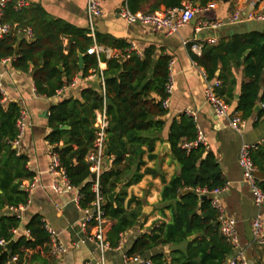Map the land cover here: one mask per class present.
<instances>
[{
	"label": "trees",
	"instance_id": "16d2710c",
	"mask_svg": "<svg viewBox=\"0 0 264 264\" xmlns=\"http://www.w3.org/2000/svg\"><path fill=\"white\" fill-rule=\"evenodd\" d=\"M182 1L127 0L126 4L133 12H153L161 6L179 7ZM192 1L204 6L210 0ZM0 22L10 25L8 33L0 38V59L13 57L12 66L24 72L31 67L35 92L41 96L52 97L75 75L84 78L93 71L99 72L96 55L87 53L94 43L114 51L111 56H104L106 66L100 71L104 77L108 120L105 156L112 160L111 167L99 175L98 192L104 215L112 221L106 233L110 246L115 247L121 234L144 216L141 201L135 195L127 198L126 188L150 174L159 176L163 183L159 212L165 218L167 211L169 219L153 220L134 238L126 255L149 260L143 264H225L232 246L220 233L218 210L211 204L210 194L198 191L223 186L221 169L215 154L205 145L198 144L189 151L180 146L181 142L196 138L192 116L181 113L169 124L166 140L171 160L177 161L170 178L166 180L163 171L146 165L147 160L158 157L155 142L167 113L162 100L167 96L165 84L171 57L164 49L150 44L141 55L129 53V43L124 40L97 31L92 39L87 35L88 29L51 16L37 3L17 7V0L7 1L1 8ZM24 28L31 29V39L23 36ZM191 58L204 70L207 79L221 80L217 92L227 103L234 98L231 87L234 79L225 69L241 67L235 111L242 118H248L256 104H264V32L252 30L220 37L215 43L204 41L200 55L191 53ZM102 102L100 90L85 86L78 97L63 98L51 105L46 115L50 130L45 139L57 153L69 183L78 189L81 208L95 199L85 156L94 140V111L102 107ZM85 105L92 110V119L87 117ZM20 111L17 102L9 101L6 105L0 102V239L14 240L10 256L0 245V264H6L14 256L16 259L10 264H53L56 258L51 254L50 236L42 216L34 213L24 222L14 214L2 212L27 202L28 193L21 189V184L34 177L27 168V156L17 153L11 144L17 134ZM257 114L264 115V106ZM250 156L263 175L264 146L252 149ZM257 184L264 192V180H257ZM117 187L120 188L114 203H110L107 197ZM20 224L28 230V236L13 237L11 230Z\"/></svg>",
	"mask_w": 264,
	"mask_h": 264
},
{
	"label": "crops",
	"instance_id": "0c3cea01",
	"mask_svg": "<svg viewBox=\"0 0 264 264\" xmlns=\"http://www.w3.org/2000/svg\"><path fill=\"white\" fill-rule=\"evenodd\" d=\"M21 1L25 5L40 4L51 16L63 19L75 27L87 29L86 0ZM98 1L102 13L94 20V31L110 34L127 43H134L140 51L148 45L154 44L157 47H162L164 53L173 60L171 73L174 87L168 98L167 113L163 116V128L157 133L158 140L155 142V152L158 157L155 160H147L146 165L163 171L166 180L170 178L175 171V161L171 160V154L167 151V147L163 149L164 144L168 143L166 137L169 124L173 118H177L181 113L192 116L196 128L204 134L207 143L206 148L215 154L221 169L225 187L216 194V197L225 215L235 222L239 247L244 251L249 264H264V247H259L252 242V220L257 209L253 204L249 187L242 181V170L237 161L242 143L257 144L264 141V115L257 114L259 109L254 110L245 119V127L241 133L231 129L225 119L217 116L212 105L206 101L203 69L192 60L191 53L193 52L188 45L183 44L184 40H194L201 44L204 41L215 43L220 37L233 33L252 30L264 32V20L250 19L236 23L228 22L233 10L240 8L242 13H246L251 7V2L254 3L252 9L254 13L264 14V0H212L215 3L213 8L198 13L194 23L190 21L172 34H166L164 31H152L147 27L124 21L117 14V11L118 7L125 4L127 0ZM162 8L164 7L161 6L160 9ZM205 19L220 20L224 24L215 29L200 26V22ZM202 30L205 32L198 36ZM63 41L65 44L67 40L64 39ZM201 50L202 47L196 55H200ZM105 66L106 64L101 62L99 64L100 70L102 71ZM225 72H231L229 76L234 79V84L231 85L234 98L228 103V111L231 113L235 112V98L239 93L242 70L239 67L231 68V71L225 69ZM0 82L5 91V99L1 101V104L6 105L9 101L17 102L26 113L24 133L16 146L19 147L16 149L17 153L27 156V168L34 173V178L37 180V186L30 194V202L22 214V219L25 222L32 214L38 213L42 216L45 224L55 230L57 239L67 250L55 257L56 261L53 264H84L95 252V245L89 240L80 241L82 239L80 220L83 217V212L75 200L78 189L73 187L66 190L64 188L60 192H56L52 188L54 181H57L61 186L63 183L60 176L48 171L52 146L45 139L50 130L46 123V115L51 105L63 98L78 97L82 87L91 86L100 90L99 78L97 76L79 77L74 86L66 85L60 93L52 97H45L35 92L31 67H29L28 72H24L15 69L11 62L0 59ZM258 104L262 107V103ZM111 160L112 158H108L106 162H103L104 169L111 167ZM169 160L173 165L172 170L168 167ZM255 176L257 180H264V174L262 175L258 171ZM162 186L163 183L159 176L154 177L146 174L138 183L126 188L127 198L130 195H135L142 203V212L145 206L149 207V211L148 213L143 212L144 216L139 218L138 223L122 233L119 249L105 250L106 264H139L141 260H148L139 256L124 257L130 247H127L128 239L126 236L134 233V240L153 220L169 219L167 211L165 218L159 212ZM153 210L154 213L150 215L149 213ZM2 212L10 214L9 208ZM261 213L264 221V204ZM148 214L150 218L146 220ZM111 224L112 221L109 220L107 230ZM262 229L264 232V223Z\"/></svg>",
	"mask_w": 264,
	"mask_h": 264
},
{
	"label": "built area",
	"instance_id": "2783aa9c",
	"mask_svg": "<svg viewBox=\"0 0 264 264\" xmlns=\"http://www.w3.org/2000/svg\"><path fill=\"white\" fill-rule=\"evenodd\" d=\"M9 0H0V17H1V8L5 5V3ZM249 1V0H244ZM25 5V3L21 0L17 1V7H21ZM215 3L210 0L204 6L199 5L192 0H183L179 7L175 8H162L157 9L153 12H142V11H131L127 4H123L118 7L117 14L127 23L131 24H138L143 27H147L152 31H164L166 34L176 33L181 27L187 25L194 17L197 16L198 13L202 11H206L210 8H213ZM254 3L251 2V7L248 9L246 13H242L240 8H236L232 11L228 18L229 23H236L242 22L244 20L250 19H260L264 20V14L254 13L253 12ZM102 13L101 7L99 5L98 0H86V17H87V35L94 39V20L96 17L100 16ZM223 21L220 20H210L205 19L200 22V26L207 27V28H217L223 25ZM10 30V25L3 24L0 22V38L8 33ZM22 34L27 38H32V32L30 28H24L22 30ZM184 45H188L189 49L198 54L202 47L200 42H196L194 40H184ZM127 51L135 52L138 55H141V51L135 47L134 43H129V47ZM87 53L95 54L99 64L101 63L100 58L103 54L106 57L111 56L114 51L111 48L103 47L97 44H93L87 49ZM5 61L12 62L13 57H6L4 58ZM172 58L168 63V79L165 84V92L167 96L162 100V104L165 108L168 105V98L173 90L174 87V80L171 73V65H172ZM100 69V68H99ZM101 71V70H100ZM93 71L90 76H97L100 81V92L102 94V107L96 109L94 111V140L92 143V148L85 156L86 162L89 164V170L91 173H95L96 177L94 180H90L92 183V190L95 193V199L91 202L88 207L81 208L83 212V217L80 220V229L82 232V239L81 242H85V240L92 241L95 245V252L92 256L87 259L84 264H106L105 259V250L110 248L119 249L121 247V240H119L118 244L115 247H111L108 240H107V228H108V218L104 215L103 210V201L102 197L99 195L98 192V178L102 170H104V148H105V129L108 124L107 115L105 111L106 101H105V91H104V77L102 76L101 72ZM203 76L205 78V86H204V96L206 101L212 105L215 113L217 116L223 117L227 123V125L236 131L237 133H241L245 127V119L241 117L240 113L229 112L228 111V103L225 99L220 96L217 92V89L221 85V80L218 78L207 79L204 70H202ZM86 76V77H88ZM80 76L75 75L73 76L72 80L68 85L74 86L79 79ZM81 78V77H80ZM64 88V87H63ZM58 89L55 94H58L62 91V89ZM0 94L2 96L0 102L5 98V91L2 88V84L0 82ZM261 106H264L262 104ZM25 117L26 113L24 110L21 109L20 114L16 121V128L17 134L15 139L11 142L12 146L16 148L19 144L25 129ZM198 144H203L207 147V143L204 137V134L197 128L196 138L192 141H183L180 143L181 148L189 151L191 148L197 146ZM264 146V141L257 144H248L242 143L239 149L238 154V165L242 170V181L247 184L250 189L253 204L257 209V212L252 220V242L259 247H264V232L262 229L263 226V218L261 209L264 204V192L257 184L256 179V172L257 168L253 164L250 152L252 149H256L258 146ZM48 171L52 174L61 177L62 186L57 182L54 181L52 184V188L56 192H60L64 188L66 190H70L73 186L69 183L64 169L61 167L59 158L56 152L51 151L50 153V161L48 164ZM37 186L36 178H32L30 180H25L21 187L25 189L28 193V199L26 203L19 204L14 207H10V214H14L17 217L22 219V214L27 208L30 202V194L32 193L33 189ZM225 186L216 187L211 191H207L205 188L198 189L200 193H209L211 197V204L218 210V220H219V230L220 233L225 237V239L231 244L232 246V254L227 258L225 264H249L244 251L239 247V242L236 234L235 229V222L230 217L226 216L223 209L219 205V200L216 197V194L219 193ZM77 202L79 200V194H77L76 199ZM46 231L49 233L50 242H51V254L54 257H58L59 255L66 252V247L57 239L56 232L53 228L49 227L45 224ZM13 237L17 236L18 234H24L28 236L29 232L25 227L20 224L18 227L13 228L11 230ZM122 235V234H121ZM13 239V238H12ZM121 239V237H120ZM10 240H6L4 238L0 239V245L6 249V245ZM125 258L128 256L125 254ZM16 259V257H12L9 262L6 264H10ZM149 260H141L139 264L148 263Z\"/></svg>",
	"mask_w": 264,
	"mask_h": 264
},
{
	"label": "water",
	"instance_id": "95a60500",
	"mask_svg": "<svg viewBox=\"0 0 264 264\" xmlns=\"http://www.w3.org/2000/svg\"><path fill=\"white\" fill-rule=\"evenodd\" d=\"M194 19H196V17H194V18L191 20V23H194ZM15 49H17V45H15ZM79 57H80L79 62H81V55H79ZM100 61H101V62H104V55H103V54L101 55ZM59 68L61 69V65H59ZM259 108H260V105H259V104H256L255 107H254V110L256 111V110H258ZM84 110H85V112H86V114H87V117H88L89 119H92V117H93V112H92V110L90 109V107H89L88 105H85V106H84ZM164 147H167V151H169V153L171 154L169 143H165L164 146H163V149H164ZM104 153L107 154V147H106V146H105V148H104ZM174 161H175V163H177L176 160H174ZM95 177H96L95 173H91V174H90V178H91V180H94ZM124 181H125V180H124ZM21 189H22V187H21ZM118 190H119V187H117L115 190H113V191L108 195L107 199H108V201H109L110 203H114V200H115V197H116V195H117V193H118ZM189 191H190V190H189ZM148 208H149L148 206L144 207V208H143V212H144V213H145V212H148ZM190 238H191V237H190ZM13 242H14V240L12 239V240H10V241L7 243V245H6V249H7L8 253H9V256H10V248H11Z\"/></svg>",
	"mask_w": 264,
	"mask_h": 264
},
{
	"label": "rangeland",
	"instance_id": "374dc122",
	"mask_svg": "<svg viewBox=\"0 0 264 264\" xmlns=\"http://www.w3.org/2000/svg\"><path fill=\"white\" fill-rule=\"evenodd\" d=\"M226 20V19H225ZM203 32H205V30H202L200 33H199V35L198 36H200V35H202V33ZM19 147V146H18ZM18 147H16V148H18ZM15 148V150L17 151V149ZM108 160V157L107 156H105V158H104V161L106 162ZM168 167H169V169H173V165H172V163H171V161L169 160V162H168ZM127 196H128V193H127ZM146 207V206H145ZM148 211H149V208H148ZM145 213H148V212H145ZM154 213V210L153 211H151L149 214L150 215H152ZM148 214V216L146 217V220L148 219V218H150V215ZM146 229V228H145ZM134 233H130L129 235H127L126 237H127V239H128V246L127 247H129L131 244H132V242H133V237H134V235H133Z\"/></svg>",
	"mask_w": 264,
	"mask_h": 264
}]
</instances>
